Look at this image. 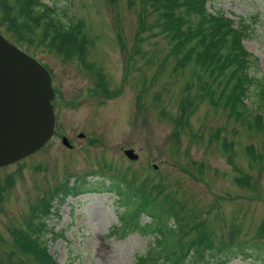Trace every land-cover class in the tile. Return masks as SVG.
<instances>
[{"label": "rangeland", "instance_id": "374dc122", "mask_svg": "<svg viewBox=\"0 0 264 264\" xmlns=\"http://www.w3.org/2000/svg\"><path fill=\"white\" fill-rule=\"evenodd\" d=\"M44 1L63 20L84 21L85 60L108 83L100 86L80 56L70 58L37 39L16 40L0 17V31L49 68L57 100L51 141L0 168V264H32L13 232L43 227V221L48 229L41 239L60 264H137L154 245L151 234L122 233V208L114 192H78L60 203L56 189L64 182L72 186L76 176L92 183H110L115 176L133 187L146 180L164 182L187 202L180 213L183 228L197 225L215 245L257 244L255 256L228 264H264V129L199 97L196 108L181 105L186 87L197 93L198 82L191 71L175 70L170 40L154 27L156 16L142 10L141 0ZM207 5L250 23L244 44L259 58L250 75L264 79V0H209ZM253 101L255 95L248 93L251 115L264 122V105ZM128 148L139 154L137 160L126 156ZM52 197L51 213L40 214L45 209L40 205ZM150 221L143 217L144 224ZM176 223L171 218L170 224Z\"/></svg>", "mask_w": 264, "mask_h": 264}, {"label": "trees", "instance_id": "16d2710c", "mask_svg": "<svg viewBox=\"0 0 264 264\" xmlns=\"http://www.w3.org/2000/svg\"><path fill=\"white\" fill-rule=\"evenodd\" d=\"M206 2L141 0L142 10L152 11L156 16L154 27L170 40L175 70L191 71L198 82L197 93L192 92V86L186 87L187 95L181 99V105L191 107L195 104L196 108L199 97L200 101L229 109L249 126L264 129L261 115L253 117V109L246 103L249 93L255 95L256 106L264 105V79L250 75L259 58L242 42L243 37L250 34V24L246 19L235 23L222 11L210 12ZM56 11L42 0H0L1 23L16 40L37 39L38 45L47 44L70 58L80 56L85 60L82 51L86 41L84 21L67 22ZM88 64L90 66L85 65L97 76L98 84L106 87L105 74ZM76 181L77 185H61L56 192L64 196L78 192H114L122 208L119 214L122 233L139 231L153 235L154 245L139 257L137 264H227L237 257L255 256L253 249L257 244L231 240L215 245L211 234H203L197 225L183 228L180 220L184 219L180 213L187 202L164 182L146 180L140 187H133L115 176H110V183L106 179L92 183L82 176ZM54 199L44 200L40 206L45 209L43 212L40 208V214L51 213ZM146 215L151 221L144 224ZM171 218L178 222L177 226L170 224ZM41 223L43 227H30V231L26 228L15 230L16 244L30 253L32 264H60L49 253L46 241L41 239L42 231L47 230L45 221Z\"/></svg>", "mask_w": 264, "mask_h": 264}, {"label": "water", "instance_id": "95a60500", "mask_svg": "<svg viewBox=\"0 0 264 264\" xmlns=\"http://www.w3.org/2000/svg\"><path fill=\"white\" fill-rule=\"evenodd\" d=\"M54 99L50 71L0 31V167L31 155L50 140L56 126ZM63 142L69 145L66 137ZM125 154L139 158L133 148Z\"/></svg>", "mask_w": 264, "mask_h": 264}]
</instances>
